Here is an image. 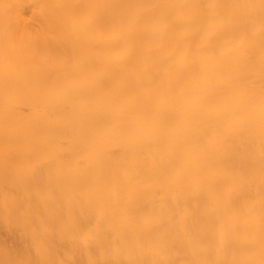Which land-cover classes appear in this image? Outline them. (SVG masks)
I'll list each match as a JSON object with an SVG mask.
<instances>
[{
	"label": "bare ground",
	"instance_id": "obj_1",
	"mask_svg": "<svg viewBox=\"0 0 264 264\" xmlns=\"http://www.w3.org/2000/svg\"><path fill=\"white\" fill-rule=\"evenodd\" d=\"M0 264H264V0H0Z\"/></svg>",
	"mask_w": 264,
	"mask_h": 264
}]
</instances>
